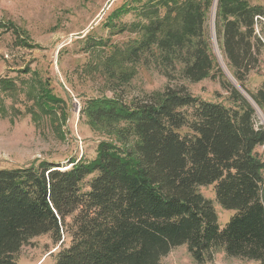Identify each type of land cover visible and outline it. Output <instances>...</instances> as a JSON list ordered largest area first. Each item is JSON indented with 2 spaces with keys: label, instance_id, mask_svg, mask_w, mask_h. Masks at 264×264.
<instances>
[{
  "label": "trees",
  "instance_id": "obj_1",
  "mask_svg": "<svg viewBox=\"0 0 264 264\" xmlns=\"http://www.w3.org/2000/svg\"><path fill=\"white\" fill-rule=\"evenodd\" d=\"M212 5L159 0L141 9L147 22L136 24L141 36L124 59H154L181 83L131 104L91 103L95 122L125 123L130 148L101 141L89 162L0 169V264H20L23 246L43 234L59 246L53 264H165L183 244L197 264L219 251L264 264V124L216 64L207 32ZM216 25L228 69L264 113V79L254 92L246 85L262 62L264 6L218 0ZM207 78L220 81L229 105L195 96L184 83ZM210 184L220 206L236 211L223 228L213 200L199 190Z\"/></svg>",
  "mask_w": 264,
  "mask_h": 264
},
{
  "label": "rangeland",
  "instance_id": "obj_2",
  "mask_svg": "<svg viewBox=\"0 0 264 264\" xmlns=\"http://www.w3.org/2000/svg\"><path fill=\"white\" fill-rule=\"evenodd\" d=\"M248 1L264 6V0ZM157 3L159 0H0V169L41 160L65 168L72 160L89 162L96 158L101 141L131 147L134 138L125 136V123L108 119L97 123L88 109L93 101L102 99L131 104L163 92L168 84L181 83L179 75L170 81L154 59L135 63L123 57L141 36L136 24L147 22L141 9ZM214 5L215 0L207 32L216 64L230 79L219 58L222 52ZM159 10L163 13L165 8ZM263 76L264 52L247 88L254 92ZM184 83L195 96L229 105L228 92L219 80ZM258 120H262L259 114ZM261 151L264 154V147ZM92 176L84 182V191ZM199 190L213 200L220 227H225L236 211L220 206L215 184ZM64 244H69L68 237ZM58 248L51 235L43 234L23 246L18 261L53 264ZM163 262L197 264L187 244L173 248ZM205 264L252 263L219 251Z\"/></svg>",
  "mask_w": 264,
  "mask_h": 264
},
{
  "label": "water",
  "instance_id": "obj_3",
  "mask_svg": "<svg viewBox=\"0 0 264 264\" xmlns=\"http://www.w3.org/2000/svg\"><path fill=\"white\" fill-rule=\"evenodd\" d=\"M213 38H215V26L213 27ZM221 59L223 60V56L222 54L220 55ZM224 69L226 71V73L228 74V77L230 78V81L234 84V86L255 106L258 114L261 117V121L262 124H264V113L263 111L258 107V105L256 104V102L254 101V99L251 97V95L246 91V89L234 78V76L232 75V73L230 72V70L228 69L226 63L224 62Z\"/></svg>",
  "mask_w": 264,
  "mask_h": 264
},
{
  "label": "bare ground",
  "instance_id": "obj_4",
  "mask_svg": "<svg viewBox=\"0 0 264 264\" xmlns=\"http://www.w3.org/2000/svg\"><path fill=\"white\" fill-rule=\"evenodd\" d=\"M217 2L218 0H215V5H214V8H213V19L215 18L216 19V13H217ZM219 58L221 59L220 55H219ZM222 61V66H224V63H223V60L221 59Z\"/></svg>",
  "mask_w": 264,
  "mask_h": 264
}]
</instances>
